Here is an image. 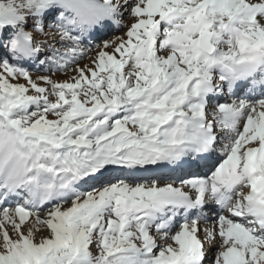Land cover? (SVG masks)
I'll return each mask as SVG.
<instances>
[{
	"label": "snow or ice",
	"instance_id": "1",
	"mask_svg": "<svg viewBox=\"0 0 264 264\" xmlns=\"http://www.w3.org/2000/svg\"><path fill=\"white\" fill-rule=\"evenodd\" d=\"M0 264H264V0H0Z\"/></svg>",
	"mask_w": 264,
	"mask_h": 264
},
{
	"label": "rangeland",
	"instance_id": "2",
	"mask_svg": "<svg viewBox=\"0 0 264 264\" xmlns=\"http://www.w3.org/2000/svg\"><path fill=\"white\" fill-rule=\"evenodd\" d=\"M46 31H47V29H46ZM38 39L39 40H44V39H46V37H44V36H40V37H38ZM87 47H88V45L86 44L85 45V49L87 50ZM87 55L88 56H92V55H94V53L93 52H88L87 53ZM81 63L82 64H86V63H89V60L87 59V58H85L84 60H82L81 61ZM31 71H32V74H33V78H35V76L36 75H38V74H47V71L46 70H41L40 69V66L39 65H35V66H33L32 68H31ZM70 74V73H69ZM57 77V78H56ZM58 77H61V79L60 78H58ZM65 77V75L64 74H58V75H54L53 76V79H56V80H63V79H65L64 78ZM207 172V168H205V170H204V172H203V174L202 175H204L205 173ZM158 175H160V178L162 179L164 176H166L165 174H163V176H161V174H158ZM176 177H174V179H175ZM172 179H170V178H166V180H163V181H160L161 183H165V182H170ZM159 182V183H160ZM209 207H212V205H210ZM206 215L208 216V223H201V228H204V227H209V228H211L212 227V222H214L215 221V219H216V216H215V214L214 213H211V212H208V213H206ZM90 251L93 253V255H95V254H97V249H96V247H95V245L93 244L91 247H90ZM212 258V250L210 249L209 250V260Z\"/></svg>",
	"mask_w": 264,
	"mask_h": 264
},
{
	"label": "bare ground",
	"instance_id": "3",
	"mask_svg": "<svg viewBox=\"0 0 264 264\" xmlns=\"http://www.w3.org/2000/svg\"><path fill=\"white\" fill-rule=\"evenodd\" d=\"M71 74V73H70ZM57 78V77H56ZM58 78H60L61 79V77H58ZM65 78V77H64ZM203 173V172H202ZM148 175V174H147ZM150 175V174H149ZM161 176H163V175H161ZM161 183V182H160ZM161 184H163V183H161Z\"/></svg>",
	"mask_w": 264,
	"mask_h": 264
}]
</instances>
